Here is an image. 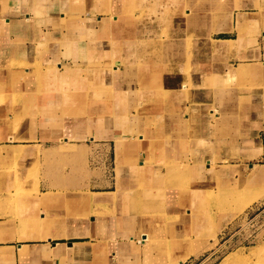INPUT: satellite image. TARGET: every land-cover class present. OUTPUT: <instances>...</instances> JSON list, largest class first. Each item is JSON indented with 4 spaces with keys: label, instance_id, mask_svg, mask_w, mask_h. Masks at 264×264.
<instances>
[{
    "label": "crops",
    "instance_id": "1",
    "mask_svg": "<svg viewBox=\"0 0 264 264\" xmlns=\"http://www.w3.org/2000/svg\"><path fill=\"white\" fill-rule=\"evenodd\" d=\"M199 1L167 3L178 62L153 0H0V264L198 258L212 239L170 240V205L264 200V0Z\"/></svg>",
    "mask_w": 264,
    "mask_h": 264
},
{
    "label": "rangeland",
    "instance_id": "2",
    "mask_svg": "<svg viewBox=\"0 0 264 264\" xmlns=\"http://www.w3.org/2000/svg\"><path fill=\"white\" fill-rule=\"evenodd\" d=\"M181 0H153L151 5L154 4L152 11L154 12V32L151 35H148L149 40L152 41L153 45L158 47V52L163 55V57L173 58L177 56L180 62L182 58V52L190 53L194 51V35L186 34V49L181 48L171 49L170 45L175 42H179L181 38V22L178 15L174 11H171L170 8L166 9V6L169 3H180ZM187 3L195 2V0H186ZM210 0H200L202 6L207 7L211 6ZM196 3V2H195ZM150 9V8H148ZM148 13H142V17L148 18ZM151 17V16H150ZM150 27V26H149ZM150 29V28H149ZM179 44V43H178ZM176 47V46H175ZM193 48V50L191 49ZM167 49V50H166ZM176 57V58H177ZM190 58H186V61L189 62ZM170 61V60H169ZM186 62V63H187ZM172 68V67H171ZM180 68V67H178ZM187 71H184L185 79L188 77L189 67H185ZM184 68V69H185ZM169 77V76H168ZM181 78V75H179ZM181 85H186V82H182ZM19 182L22 184V180ZM19 184V183H18ZM184 184V183H183ZM182 184V185H183ZM211 185V186H210ZM210 185H205V190L199 198V204L192 207H189V203L186 204V200L181 198L178 203L170 205L166 210V216L169 218L171 223L168 226V237L170 240L176 239V242L180 241H190L191 239L204 238L206 242H209V239H212L211 247L206 252L202 253L198 258H190L192 254H195V251L191 248H188L185 251L177 252L174 251L170 254V261L172 264H179V256H185L183 263L184 264H226V261L231 256H240L246 257L253 252V257L243 263L239 264H264V221L263 222H254L255 227L250 224V216H246L251 208L261 207L264 209V200L257 201L260 196L257 195V199L254 197L247 203H243L242 206H239V201L237 202H228L232 194L225 192V196H218L216 194L217 190L214 187L213 183ZM252 201V203H251ZM197 206L199 208H197ZM260 214V211L257 214ZM229 215V216H227ZM227 216V220L223 227L226 226V229L223 230V227H220V217ZM173 223V225H172ZM216 225V230H215ZM222 229V230H221ZM251 248V249H250ZM181 264V263H180Z\"/></svg>",
    "mask_w": 264,
    "mask_h": 264
},
{
    "label": "bare ground",
    "instance_id": "3",
    "mask_svg": "<svg viewBox=\"0 0 264 264\" xmlns=\"http://www.w3.org/2000/svg\"><path fill=\"white\" fill-rule=\"evenodd\" d=\"M75 2V1H74ZM75 7V6H74ZM226 42V41H225ZM157 78V77H156ZM261 174V173H260ZM262 176L264 177V173H262ZM257 199V197H255ZM252 203V201H251ZM185 256H179V260H178V263H183V260L185 259L184 258ZM253 257V252L250 254V255H247L246 257H236V256H231L230 258H228V260L226 261V264H239V263H243L249 259H251Z\"/></svg>",
    "mask_w": 264,
    "mask_h": 264
},
{
    "label": "built area",
    "instance_id": "4",
    "mask_svg": "<svg viewBox=\"0 0 264 264\" xmlns=\"http://www.w3.org/2000/svg\"><path fill=\"white\" fill-rule=\"evenodd\" d=\"M252 213H253L254 216L253 217H250V219H249L250 220V224L249 225H252V227L253 226L255 227L256 225H258V223L256 225H254L253 223L254 222H260V220L257 219V216H258L259 213L257 214V211H253L251 209V211H249L246 216H250V214L252 215Z\"/></svg>",
    "mask_w": 264,
    "mask_h": 264
}]
</instances>
